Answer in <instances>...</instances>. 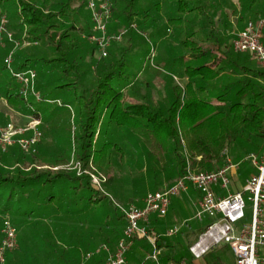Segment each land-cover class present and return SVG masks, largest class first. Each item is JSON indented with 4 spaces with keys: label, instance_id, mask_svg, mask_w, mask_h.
Returning <instances> with one entry per match:
<instances>
[{
    "label": "trees",
    "instance_id": "16d2710c",
    "mask_svg": "<svg viewBox=\"0 0 264 264\" xmlns=\"http://www.w3.org/2000/svg\"><path fill=\"white\" fill-rule=\"evenodd\" d=\"M89 1L0 0V19L4 15L8 17L6 27L19 32L18 39L21 40V35L25 34V40L36 44L42 40L47 41L49 48L56 54L53 58L38 57L35 53L22 51L15 55L14 70L35 69L38 73L36 89L40 91L43 100L37 103L33 97L30 101L25 99L21 85L4 62L10 49H0V98L5 97L11 106L32 113L35 112L32 107L39 111L57 91L73 98L71 100L77 103L79 115L83 117L80 122L81 131L75 136V155L81 160L84 170L92 163L97 171L108 176L112 166V152L121 151L124 154L125 148L122 149L107 135L109 125L102 129L105 123L101 119L105 114L112 128L121 127L134 137H139L141 147L150 159L158 155L156 162H161L172 150L176 154V158L171 161L172 171L179 176L186 172L188 165L193 171L223 167L226 163L224 153L233 146H248L250 150L260 151L264 142V69L248 59L245 52L235 54L225 50L222 52L224 56L218 57L214 54V47L204 48L197 40L198 32H201L208 39L213 38L220 51L223 49L215 27V16L206 13L207 1L150 0L151 4L147 3L144 7L143 0H111L113 12L121 8L115 13L119 23L128 25L132 31H135L131 27L135 21L141 29L157 28L160 22H166L167 26L187 28V31L182 30L187 39L180 40L172 48L173 51L161 55L155 64L157 69L166 68V72H180L182 68L188 76L185 87H173L174 102L167 110L153 106L150 102L126 103L134 83L129 71L133 67V59L129 54L135 51L125 48L117 55L113 46L118 41L110 46L103 60L96 62L94 67L91 65L90 69L95 70L92 85L84 83V74L80 68L88 40L80 35L93 34L91 13H85ZM163 2L168 3V6L164 7ZM242 2L244 14L252 12L255 6L264 8V0ZM162 11L167 17L165 20L161 17ZM203 15H207L208 21L202 19ZM196 18H200L201 23H195ZM73 32L78 35L73 36ZM92 46L96 52V45ZM148 55V50H145L138 56L146 60ZM221 76L230 77L229 82L214 86ZM138 148L137 141L133 149L137 151ZM10 149L11 155L9 151L0 153L2 158L8 154L4 161H0L1 226L4 215L15 212L25 216L33 215L40 209L49 212L54 203L63 207L70 216H82L93 208L108 204L113 207L110 211L113 210V219L119 223L117 227L120 229L122 224H126L123 214L112 205L110 197L92 185L90 174H77L65 169L52 171L51 167L39 168L44 166L42 163L27 166V155L21 146L16 144ZM19 151L20 157L12 159ZM9 159L12 160L11 164L6 163ZM56 162L57 165L66 164L64 159ZM204 229H198L197 237ZM108 240L105 243L113 249L119 241L111 243ZM80 241L81 238L70 246L50 243L49 253L55 257L52 260L56 259L61 264H81V250L84 246ZM157 246L161 248L163 244ZM186 250L189 251V247L179 252L173 251L168 258L171 261L187 259L194 264L193 258L186 255ZM88 252L85 247L84 255ZM19 254L28 256L33 264L38 261L35 258L38 254H32L27 245L20 249ZM93 260L100 261L98 257ZM4 264H18V260L9 252Z\"/></svg>",
    "mask_w": 264,
    "mask_h": 264
},
{
    "label": "rangeland",
    "instance_id": "374dc122",
    "mask_svg": "<svg viewBox=\"0 0 264 264\" xmlns=\"http://www.w3.org/2000/svg\"><path fill=\"white\" fill-rule=\"evenodd\" d=\"M106 1L112 6L111 0H105V2ZM149 1L150 0H143V3H145L143 4L144 7L148 5L147 3L151 4ZM205 1H207V5L205 6L207 15L215 16V27L218 30V37L221 40L223 49L220 51L217 45L214 44V39H208L207 36L201 32H198L199 36L197 40L203 44L204 48L214 47V54L218 57H223L224 55H222V52L224 53L225 50L238 54L233 49V41L245 28L248 21L264 19V8L262 9L260 6H255L252 12L244 14V1L242 2V0ZM101 2H104V0ZM163 6L167 7L168 3L163 2ZM120 9L121 8H117L114 12L112 10L107 26L110 35H122L120 40H113L111 43L112 45L114 41H118V43L113 46L115 47L114 52L117 55L125 48H132L133 51H135L129 54L130 58L133 59V67H130L129 71L134 83L131 85V92H129L126 103L141 101L143 103L150 102L153 106L162 107L167 110L174 102L173 87L175 85L185 87L188 78L182 68L180 70L181 73L172 71L166 72V68L165 70L162 68L157 69L158 66H155V64L161 55L167 54L166 52L170 50L173 51L172 48L177 46L180 40L187 39L186 33L182 31L183 29L187 31V28L167 26L165 24L166 22H160L157 28L141 29L135 21L131 26L135 31H132L128 25L119 23V20L116 18L115 13H118ZM259 9L262 11H259ZM88 12L91 13L87 5L85 13L87 14ZM207 15H203L202 19H207ZM242 15H245V17L242 18ZM162 16L164 20L167 19L163 11L161 12V17ZM199 19H194V22L201 23ZM90 20L93 24V33L94 23L91 15ZM206 21H208V19ZM6 24H8V17L4 15L0 19V32L2 31V26L4 25L6 27ZM110 27H112V30H115H110ZM8 31L13 33L15 41H10L7 36L3 34L4 31H2V36H4L3 40L0 41V49H10L5 56L4 62L6 63V59L11 55L12 67L14 65L15 55L21 51L31 52V54L35 53L38 57H55L56 54L49 48L50 45L47 41L42 40L39 44H36L34 41L25 40V34L21 35L22 39L20 40L17 38V36H20L19 32L17 33V31L9 29ZM60 35L61 34H59V36ZM72 35L76 36L78 34L73 32ZM59 36L57 38H59ZM90 36L91 35H87L86 33L80 35L81 38L87 37L86 39L88 40V44L83 50L85 56L80 68L84 74L83 81L88 86L92 85L95 80V70L90 69L91 65L94 67L96 62L104 58L100 56L98 49L94 52L92 45L95 43L89 39ZM145 50H148L149 54L146 60L138 56L141 51L143 52ZM244 55L260 67L252 54L245 53ZM8 76H10V74ZM222 78H219L215 82V85L213 83L212 86H222L230 80V77ZM133 89L135 91H133ZM79 92L81 93V90H79ZM137 95H141V97ZM50 98L49 102L47 101L46 103L49 107L44 104L43 108L39 109L43 119L41 126H39L42 136L39 144L35 146V151L31 148L27 149L21 147L27 155L25 165L42 163L44 166H38L39 168L51 167L52 171L65 169L71 172H77V174L88 173L90 174L92 185L95 186L96 189H99L100 186H97L98 183L94 182V178L98 179L103 188L101 193L108 195L112 205L116 208L117 203L122 205L129 203L137 204L148 192L162 190L160 184L162 185L163 183H160V181L162 182L163 178L166 180L174 175L171 161L176 158V154L173 153L172 150H170V154L166 155L165 160L161 162H156V157H159L158 155L150 159L148 153L141 147V143H139L138 140L139 137H134L124 128L117 126H113L112 128L107 114L101 119V122H104L106 125H103L102 129H105L104 127L107 128L109 125L110 129L107 135H110L122 149L125 148L124 154L121 151L112 152V166L109 176L97 171L92 163H90L88 169L84 170L81 160L77 159L75 155V136L81 131L80 122L83 118L79 115L78 105L71 100L73 98L60 94L58 91L51 95ZM214 102L216 103L217 100L214 99ZM31 116H33L32 112L17 107L15 108L8 103L5 97L0 98V126L12 122L16 127H25L31 121ZM32 133L33 132L29 131L25 135L31 136ZM25 135H23V137ZM126 141H128V144L124 143ZM137 141L139 146L137 151H134L133 148L130 149V145L136 144ZM10 148L8 150L9 154L11 153ZM263 148L264 142L261 150ZM20 152L21 151H19L15 157L12 156L11 158L16 159V156L20 157ZM226 152L230 157L235 155L239 159L250 152H258V150H250L248 146H240L232 149L230 148ZM122 155H125L123 160ZM7 156L8 154L4 155L3 158L0 156V161H4L3 159ZM61 159H64L66 164L57 165L56 161ZM11 161L12 160L9 159L6 163L9 162V164H11ZM179 178L180 176L178 175L176 181ZM165 180V185L174 183L169 182L168 179ZM165 185H163V187ZM102 205L93 208L91 212L88 211L82 216H70L64 211L63 207H58L57 203L51 206L49 212H43L40 209L33 215L29 214L25 216L16 212L4 215L10 217L14 225L18 228L19 247L12 251V254H14L16 260H18V264H33V262L28 259V256L19 254L20 249L22 250L26 245L30 248L32 254H38V257L35 256L36 260H38L36 264H61L57 263L56 259L52 260V258L55 257L49 253L50 247L48 246L50 243L70 246L77 243V240L79 241V238H81L80 242H82L84 246V249L81 250L82 258L85 253V247L91 251L100 244L105 243L107 239H109L111 243H116L122 237L126 224H122L119 229L117 227L119 223L113 219L114 212L113 210L110 211L113 207L108 204L107 206ZM245 213V218L237 223L239 227L244 222L250 223L252 208L249 200H247ZM107 215H109V217H107ZM1 217H3V215H1ZM0 229H2L1 224Z\"/></svg>",
    "mask_w": 264,
    "mask_h": 264
},
{
    "label": "built area",
    "instance_id": "2783aa9c",
    "mask_svg": "<svg viewBox=\"0 0 264 264\" xmlns=\"http://www.w3.org/2000/svg\"><path fill=\"white\" fill-rule=\"evenodd\" d=\"M101 1L90 0L88 4L94 23V32L89 39L96 44L100 56L105 57L108 55L112 41L120 40L122 35L109 34L107 22L111 17V4L105 0ZM1 30L4 33L0 32V41L3 40L4 35L10 41H15L13 33L4 25ZM263 35L264 19L250 20L233 41V49L237 53L252 54L259 66L264 69ZM11 62L10 55L6 59L7 66L16 82L21 85V93L25 99L30 101L33 97L35 102H42V95L36 89L37 71L35 69L16 71L11 66ZM32 109L36 113H32L31 121L25 127H16L12 122L0 126V153L7 152L16 144L35 151V146L42 136L39 126L43 119L41 113L35 110L36 107ZM29 131L33 132L31 136L25 135ZM243 161L250 162L256 172L240 191H231L230 170L237 165L228 159L225 165L217 170L193 171L188 165L186 172L174 184L164 190L148 192L143 199V205L117 203V208L126 221L123 236L114 249L109 244L102 243L95 250L86 253L81 264H132L128 260V254L135 241L140 238L148 239L153 247V251L146 256L145 261L152 264H191L187 259L163 262L157 246V236L149 227L151 215L166 216L172 198L181 195L190 186L195 187L200 193L194 219L199 221H203L206 217L212 219L199 234L198 239L190 245L189 250L193 257L200 259L213 247L227 244L235 255V264H261L260 251L264 249V150L261 153H249ZM94 182L98 183L97 186H100L98 190L102 191L99 180L94 178ZM217 186L225 189L227 194L220 196L215 189ZM247 200L250 201L252 208L251 221L239 227L237 223L246 216ZM184 225L188 226V222L172 227L167 235H176ZM1 233L0 264H4L7 254L19 247L18 228L8 216H4ZM95 257L100 261H94Z\"/></svg>",
    "mask_w": 264,
    "mask_h": 264
},
{
    "label": "crops",
    "instance_id": "0c3cea01",
    "mask_svg": "<svg viewBox=\"0 0 264 264\" xmlns=\"http://www.w3.org/2000/svg\"><path fill=\"white\" fill-rule=\"evenodd\" d=\"M187 83H188V79L186 81V85ZM137 96L141 97V95H137ZM136 103H143V102L141 101ZM128 141L124 143L128 144ZM139 143H141L140 140ZM133 146L134 144L133 145L131 144L129 148L131 149L133 148ZM232 148H234V146L231 147V149ZM263 150L264 148L261 151H258L257 153H261ZM224 155L226 157V162L229 159L231 160V162L237 165L236 167L230 170L231 191L232 192L240 191L243 189L244 185L246 184V181L256 171L254 167L250 164V162L243 161V159L247 155L239 159L235 155L230 157L227 154V152ZM173 173L174 175L167 179L169 182L175 183L178 174L176 172ZM164 180L165 178H163L162 182L160 181V183H163L162 185L160 184L162 190L172 185V183L165 185ZM163 185L165 186L163 187ZM215 189L220 196H224L227 194V191L219 186H217ZM199 197H200V193L195 189V187L190 186L187 191H184L181 195L174 196L172 198L171 205L166 216L161 217L158 214L151 215L149 220V227L151 231L155 233V235L157 236V240H158L157 245L160 243L163 244L161 248H158L163 262L169 263V261H171V259H169L168 257L171 255L173 251L179 252L183 248L185 249L187 247L190 248V245H192L198 239L197 237L198 229L201 227L206 228V226L209 223H211L212 219L209 217H206L203 221L194 219V214L197 210V202ZM143 199L144 198L138 201L137 204L143 205ZM185 221L188 222V226L185 225L181 226L179 233H177L176 235L173 236L167 235L169 229H171L176 225H182ZM248 223L249 222H244L243 224H248ZM163 238H166L167 241H165ZM147 250L149 251L146 252ZM150 251L151 252L153 251V247L148 239L146 238L137 239L131 251L128 254V260L132 264H152L149 261H145L146 258L145 255L148 254ZM186 255L189 258H193L194 264H235V255L232 252L230 246L227 244H220L213 247L207 254H205L200 259H195L192 253L190 252V250L189 251L186 250ZM260 258H261V264H264V249L260 251Z\"/></svg>",
    "mask_w": 264,
    "mask_h": 264
}]
</instances>
